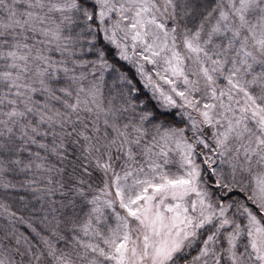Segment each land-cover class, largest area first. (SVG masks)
<instances>
[{
	"label": "snow or ice",
	"instance_id": "obj_1",
	"mask_svg": "<svg viewBox=\"0 0 264 264\" xmlns=\"http://www.w3.org/2000/svg\"><path fill=\"white\" fill-rule=\"evenodd\" d=\"M19 174L0 264H264V0H0Z\"/></svg>",
	"mask_w": 264,
	"mask_h": 264
},
{
	"label": "trees",
	"instance_id": "obj_2",
	"mask_svg": "<svg viewBox=\"0 0 264 264\" xmlns=\"http://www.w3.org/2000/svg\"><path fill=\"white\" fill-rule=\"evenodd\" d=\"M131 74V73H130ZM106 80L108 84L111 85L112 77L106 75ZM151 107V105H149ZM29 176H25L24 174L19 175H9L7 177L8 180H11L12 183L17 185L16 189H0V200H2L5 204L9 206V210L12 212H16L18 216H23L25 221H31L33 225L37 228V230H41L44 228V225L40 223L43 219V213L41 212H33V207L39 209V204H37L32 199V194L20 188V184L23 183ZM207 178V177H206ZM20 196H24L25 200L21 201L19 199ZM8 217L2 216L0 217V226H7ZM16 227L20 232H23L25 235L28 234L29 230L26 229L24 225L17 223Z\"/></svg>",
	"mask_w": 264,
	"mask_h": 264
},
{
	"label": "rangeland",
	"instance_id": "obj_3",
	"mask_svg": "<svg viewBox=\"0 0 264 264\" xmlns=\"http://www.w3.org/2000/svg\"><path fill=\"white\" fill-rule=\"evenodd\" d=\"M187 135H191V132H187ZM174 160L178 161L179 157L178 156H174L173 157ZM177 170V166L174 164L171 166V171L175 172Z\"/></svg>",
	"mask_w": 264,
	"mask_h": 264
}]
</instances>
